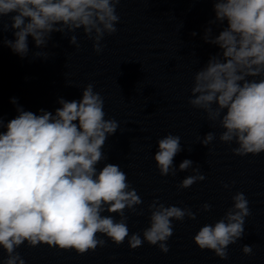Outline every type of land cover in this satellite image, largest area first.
Segmentation results:
<instances>
[{
  "label": "clouds",
  "instance_id": "clouds-1",
  "mask_svg": "<svg viewBox=\"0 0 264 264\" xmlns=\"http://www.w3.org/2000/svg\"><path fill=\"white\" fill-rule=\"evenodd\" d=\"M120 2L0 0V22L10 17L4 29L10 27L15 37L0 40V44L24 58L29 53V37L37 48H43L54 32L64 35L82 29L99 54L105 34L117 32ZM211 2L215 17L208 22L203 40L218 46L220 52L195 73L188 103L203 110L214 125L218 122L223 130L219 140L237 145L232 148L234 155H258L264 153V0ZM212 25L226 26L213 35ZM69 42L79 47L75 35ZM35 57L48 56L36 53ZM10 102L18 114L7 123L0 116V249L6 253L2 264H25L16 251L25 243L83 255L104 246L98 234L117 246L127 239L131 249L147 242L167 253L172 221L196 219L190 208L154 200L143 238L139 233L129 234L125 210L135 213L142 200L119 165L104 163L98 168L107 159L102 149L119 124L105 119L104 99L93 84L84 87L80 100L59 98L60 107L54 113L43 108L39 114L27 111L14 97ZM214 139L215 134L208 132L200 143L207 147ZM157 143L154 160L160 175H176L174 157L183 150L181 137L169 133ZM190 168L194 174L185 177L178 188L187 189L205 179L189 159L178 170ZM232 201L221 219L205 224L193 237L199 249L211 250L222 260L228 258V246L243 237L245 218L251 214L243 192L233 195ZM210 209V204L202 205L203 211ZM242 252L251 255L252 247L244 245Z\"/></svg>",
  "mask_w": 264,
  "mask_h": 264
}]
</instances>
